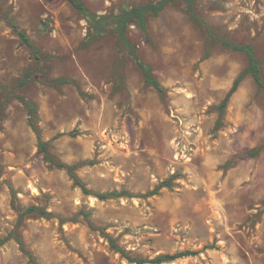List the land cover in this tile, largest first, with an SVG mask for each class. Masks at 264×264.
<instances>
[{
	"label": "rangeland",
	"instance_id": "374dc122",
	"mask_svg": "<svg viewBox=\"0 0 264 264\" xmlns=\"http://www.w3.org/2000/svg\"><path fill=\"white\" fill-rule=\"evenodd\" d=\"M81 1L109 16L159 0ZM193 4L199 28L176 0L147 16L145 34L126 30L161 94L66 0H0V264H131L105 235L132 258L190 251L165 264H264V90L244 75L217 109L248 65L221 40L254 48L264 84V0ZM21 98L50 155L89 191L136 197L85 195L47 163ZM173 175L171 189L144 197Z\"/></svg>",
	"mask_w": 264,
	"mask_h": 264
},
{
	"label": "trees",
	"instance_id": "16d2710c",
	"mask_svg": "<svg viewBox=\"0 0 264 264\" xmlns=\"http://www.w3.org/2000/svg\"><path fill=\"white\" fill-rule=\"evenodd\" d=\"M75 10L79 13L83 19L89 24L90 33L95 36H103L106 33H112L117 37L118 43L120 45L126 46L128 48V52L135 62L139 72L142 74L144 81L147 85L152 86L159 93H164V89L154 80L151 75V70L148 65L144 64L139 58L135 48L130 45L126 36V30L131 25H136L142 33H146V22L147 16L151 15L153 17H157L170 3L176 0H159L156 3H149L146 5H142L139 7H134L129 10L123 11L116 15L102 16L91 13L84 3L81 0H66ZM185 3L188 8L190 21L196 27H200V20L197 14L194 11L193 0H180ZM12 29L16 32L17 36L21 39V42L31 50L32 54L37 60V50L33 47L28 37L25 35V32L19 31L15 25H11ZM223 46L231 49L232 51L242 52L245 54L247 58V68L243 74H240L235 81L231 89L228 91L223 101L218 106V111L220 114L223 113L224 109L227 106L229 98L237 91V88L244 78V75H249L254 83L258 86L259 89L264 90V84L261 77V70L259 66V62L255 55V50L251 45H236L233 43H229L227 41L221 40ZM58 83H67L66 80H58ZM26 108L28 114V123L33 133L35 134L38 141V151L42 155L43 159L51 164L53 167L58 169L66 170L67 174L74 180V182L81 188L82 192L85 195H92L101 201H105L108 199H117V198H134L136 196L131 195L126 191L110 192V193H93L89 191L86 186L79 180V178L74 173L75 166H70L64 163L59 162L54 157H52L48 150V143L44 142L41 138V132L35 123L36 118V108L29 102L24 99H19ZM219 124V121H218ZM263 148H258L254 150L246 151L242 157L239 159L245 158H256ZM236 161H228L225 166H229ZM177 175H173L170 179L161 182L154 190L146 193L144 197H152L156 196L159 191L163 188L171 189L173 187V181L176 180ZM25 213H39L42 216H51L49 213H45L44 211L38 209L37 207H29ZM107 241L109 242L110 248L115 253L119 254L122 258L128 261L131 264H165L171 263L177 259L189 257L195 255V253L190 251H185L181 253H175L173 255H160L155 257L152 260L141 259V258H132L130 254L121 246H119L115 239L105 235ZM5 241H0V247L4 244ZM20 244V241H18Z\"/></svg>",
	"mask_w": 264,
	"mask_h": 264
}]
</instances>
